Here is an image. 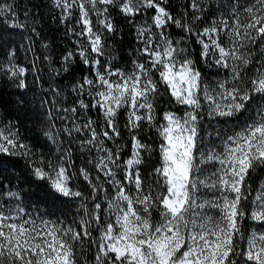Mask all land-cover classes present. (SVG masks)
<instances>
[{"label":"snow or ice","instance_id":"snow-or-ice-1","mask_svg":"<svg viewBox=\"0 0 264 264\" xmlns=\"http://www.w3.org/2000/svg\"><path fill=\"white\" fill-rule=\"evenodd\" d=\"M53 4L75 42L49 75L77 62L89 73L72 84L70 106L59 88L41 99L58 155L34 151L11 121H0V154L23 158L47 195L76 210L41 213L0 188V264H264V186L253 188L264 172V0H228L215 12L211 0H189L179 14L168 0ZM17 9L0 0L10 31L29 28ZM113 11L134 28L130 69L106 58L119 30ZM191 40L198 59L184 46ZM30 71L38 83L34 61L0 62V77L20 90Z\"/></svg>","mask_w":264,"mask_h":264},{"label":"trees","instance_id":"trees-1","mask_svg":"<svg viewBox=\"0 0 264 264\" xmlns=\"http://www.w3.org/2000/svg\"><path fill=\"white\" fill-rule=\"evenodd\" d=\"M227 2L228 0H211L213 12H215V5ZM15 3L21 14L27 12L29 28L10 31L7 18L0 20V31L3 32L5 41H7L0 46V62L7 63L9 60H14L17 64L27 67L34 61L40 80L33 84L34 74L30 71L27 76L29 88L20 90L14 86L13 81L0 77V121L14 123L19 128L22 138L32 145L34 151L46 156H56L58 155L57 145L44 135V132L48 130V121L45 109L41 106V99L46 98L45 93L50 94V88H59L62 95L67 97L64 106H70L69 102L75 99L74 95L69 94L72 84L78 81L81 76L88 75L89 69L77 62L73 65L70 73H62L55 77L49 75L53 68L60 69L61 56L66 50L74 47L75 37L69 32L71 26L61 21L59 10L54 7L53 0H15ZM168 4L174 14H179L184 12L189 0H168ZM212 14L209 13V15ZM189 15H191L190 9ZM112 16L119 30L108 40L109 47L106 50V58L113 60V63L118 67L130 69L131 61L136 58L134 49L138 47L134 28L118 12L113 11ZM21 20H24L23 15ZM32 27H35L36 31L40 33L39 36L31 31ZM171 33L177 38L183 35L177 28H172ZM29 37L32 39L29 40ZM9 46L15 50L14 57L9 55ZM184 46L191 49L193 55L198 59L199 46L194 40L187 42ZM202 70L209 75H214L213 69L202 67ZM166 99L167 97H164L161 101V107L165 106L163 101ZM88 115H91L93 119L98 118L95 110ZM123 122L124 117L121 114V126ZM146 134L154 139L153 133L147 132ZM61 138L64 139V137ZM67 143L68 141L65 140V144ZM71 147L74 153L73 159L76 165L80 166L82 158L74 142ZM263 178L264 172L254 175V189L258 185L260 186ZM76 183L86 196L89 195L86 183L82 178ZM0 188L4 191L9 189L19 191L24 201H32L33 208L41 213L51 212L53 216H63L67 212L70 217L76 210L75 202L65 204L47 195L49 189L46 183L32 176L27 163L21 157L0 154ZM37 193L44 197L38 204L35 203L34 195ZM254 195L255 192H253ZM249 224L254 225V222L249 221Z\"/></svg>","mask_w":264,"mask_h":264},{"label":"rangeland","instance_id":"rangeland-1","mask_svg":"<svg viewBox=\"0 0 264 264\" xmlns=\"http://www.w3.org/2000/svg\"><path fill=\"white\" fill-rule=\"evenodd\" d=\"M213 72H214V75H215V71L214 70H213ZM260 186H264V178L262 179Z\"/></svg>","mask_w":264,"mask_h":264}]
</instances>
